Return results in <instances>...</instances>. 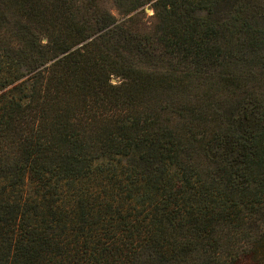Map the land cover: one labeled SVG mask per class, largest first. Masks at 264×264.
Listing matches in <instances>:
<instances>
[{"label": "trees", "instance_id": "1", "mask_svg": "<svg viewBox=\"0 0 264 264\" xmlns=\"http://www.w3.org/2000/svg\"><path fill=\"white\" fill-rule=\"evenodd\" d=\"M102 1L0 0V264H264V2Z\"/></svg>", "mask_w": 264, "mask_h": 264}, {"label": "rangeland", "instance_id": "2", "mask_svg": "<svg viewBox=\"0 0 264 264\" xmlns=\"http://www.w3.org/2000/svg\"><path fill=\"white\" fill-rule=\"evenodd\" d=\"M153 1L154 0H103L102 3L104 6L109 8L116 17H119L123 15L125 10H128L134 7L136 4L142 2L143 4L138 8V10H143V16H141V21H139L140 23L137 21L135 22L141 31L149 32V30H151L150 28H152L155 24V20L152 17L154 10L151 7ZM261 1L264 2V0ZM127 16L129 15H126L125 18ZM112 81L116 82L117 79L113 78ZM241 264H250V261L245 259Z\"/></svg>", "mask_w": 264, "mask_h": 264}]
</instances>
